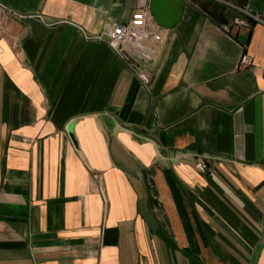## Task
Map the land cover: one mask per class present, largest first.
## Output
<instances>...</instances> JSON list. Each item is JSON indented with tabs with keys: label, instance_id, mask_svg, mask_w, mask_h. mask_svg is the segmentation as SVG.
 Returning <instances> with one entry per match:
<instances>
[{
	"label": "crops",
	"instance_id": "1",
	"mask_svg": "<svg viewBox=\"0 0 264 264\" xmlns=\"http://www.w3.org/2000/svg\"><path fill=\"white\" fill-rule=\"evenodd\" d=\"M215 1L145 88L106 34L149 0H0V264H264V24Z\"/></svg>",
	"mask_w": 264,
	"mask_h": 264
},
{
	"label": "built area",
	"instance_id": "2",
	"mask_svg": "<svg viewBox=\"0 0 264 264\" xmlns=\"http://www.w3.org/2000/svg\"><path fill=\"white\" fill-rule=\"evenodd\" d=\"M229 5L241 15L233 16L229 23L222 25L224 33L230 34L232 26L249 27L251 22L264 24L263 13L254 11L248 6ZM149 18H152V16L147 7L136 9L128 21H113L106 34L108 46L133 70L136 78L145 88L150 81L149 72L144 67H140L137 60L142 62L151 61L155 50L148 41H158L161 38L158 31L149 28L147 23ZM251 63V56L242 53L239 66L250 65ZM195 166L200 173H205L208 169L204 158H200Z\"/></svg>",
	"mask_w": 264,
	"mask_h": 264
},
{
	"label": "water",
	"instance_id": "3",
	"mask_svg": "<svg viewBox=\"0 0 264 264\" xmlns=\"http://www.w3.org/2000/svg\"><path fill=\"white\" fill-rule=\"evenodd\" d=\"M184 4V0H149L148 6L153 20L159 26L170 29L181 20Z\"/></svg>",
	"mask_w": 264,
	"mask_h": 264
},
{
	"label": "trees",
	"instance_id": "4",
	"mask_svg": "<svg viewBox=\"0 0 264 264\" xmlns=\"http://www.w3.org/2000/svg\"><path fill=\"white\" fill-rule=\"evenodd\" d=\"M201 8L208 12V15L211 17L213 21L216 23L225 22L226 18H224V7L215 0H194ZM231 1L238 6H244L247 4L248 0H228Z\"/></svg>",
	"mask_w": 264,
	"mask_h": 264
},
{
	"label": "rangeland",
	"instance_id": "5",
	"mask_svg": "<svg viewBox=\"0 0 264 264\" xmlns=\"http://www.w3.org/2000/svg\"><path fill=\"white\" fill-rule=\"evenodd\" d=\"M259 1H261V0H256L255 3H256V2H259ZM195 167H196V166H195ZM196 169H197V168H196ZM197 171H198V170H197ZM198 172H199V171H198ZM206 172H207V171H206ZM206 172H205V173H206ZM199 173H200V172H199ZM201 174H204V173H201Z\"/></svg>",
	"mask_w": 264,
	"mask_h": 264
}]
</instances>
